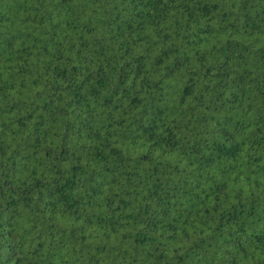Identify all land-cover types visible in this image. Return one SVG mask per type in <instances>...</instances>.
<instances>
[{
	"label": "trees",
	"instance_id": "obj_1",
	"mask_svg": "<svg viewBox=\"0 0 264 264\" xmlns=\"http://www.w3.org/2000/svg\"><path fill=\"white\" fill-rule=\"evenodd\" d=\"M0 264H264V0H0Z\"/></svg>",
	"mask_w": 264,
	"mask_h": 264
}]
</instances>
